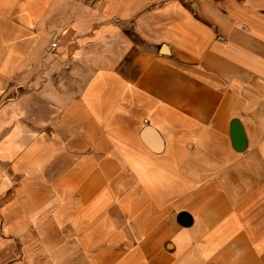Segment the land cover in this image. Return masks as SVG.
I'll return each instance as SVG.
<instances>
[{"label": "crops", "instance_id": "1", "mask_svg": "<svg viewBox=\"0 0 264 264\" xmlns=\"http://www.w3.org/2000/svg\"><path fill=\"white\" fill-rule=\"evenodd\" d=\"M0 264H264V0H0Z\"/></svg>", "mask_w": 264, "mask_h": 264}, {"label": "built area", "instance_id": "2", "mask_svg": "<svg viewBox=\"0 0 264 264\" xmlns=\"http://www.w3.org/2000/svg\"><path fill=\"white\" fill-rule=\"evenodd\" d=\"M57 42L56 41H53L52 43H51V48L52 49H55V48H57Z\"/></svg>", "mask_w": 264, "mask_h": 264}, {"label": "water", "instance_id": "3", "mask_svg": "<svg viewBox=\"0 0 264 264\" xmlns=\"http://www.w3.org/2000/svg\"><path fill=\"white\" fill-rule=\"evenodd\" d=\"M164 49H165V46H164Z\"/></svg>", "mask_w": 264, "mask_h": 264}]
</instances>
